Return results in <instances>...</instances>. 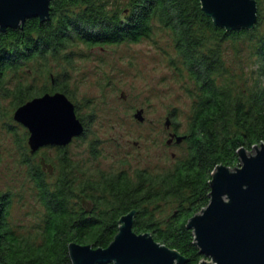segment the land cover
<instances>
[{
	"label": "trees",
	"instance_id": "trees-1",
	"mask_svg": "<svg viewBox=\"0 0 264 264\" xmlns=\"http://www.w3.org/2000/svg\"><path fill=\"white\" fill-rule=\"evenodd\" d=\"M257 3L259 24L261 0ZM156 27L170 32L179 71L194 83L186 138L178 144L187 146V154L158 174L98 171L94 177L67 146L57 147L55 163L35 162L24 139L22 164L43 212L33 231L21 233L11 222V193L0 192V264H72L71 243L108 247L120 218L132 210L137 211L135 232H150L186 257V264L204 259L187 224L210 202L212 173L219 165L237 167L241 148L264 144L263 81L249 83L225 58L227 43L248 40L264 63V35L254 32L256 26L227 32L206 15L201 0H51L47 20L29 18L18 28L0 29V99H10L16 110L45 93L69 95L66 71L54 79L52 62L71 63L72 47L79 43L93 47L151 39ZM25 67L40 71L45 85L10 84ZM61 76L64 81L58 82ZM44 159L53 173L44 169Z\"/></svg>",
	"mask_w": 264,
	"mask_h": 264
},
{
	"label": "rangeland",
	"instance_id": "rangeland-1",
	"mask_svg": "<svg viewBox=\"0 0 264 264\" xmlns=\"http://www.w3.org/2000/svg\"><path fill=\"white\" fill-rule=\"evenodd\" d=\"M261 3L262 17L254 31L257 35H264V0ZM252 43H227L225 58L243 79L249 83L260 79L264 84V63L255 56ZM72 51V62H52L51 72L55 79L61 70L66 71V95L79 107L77 116L86 127V134L74 139L66 149L75 162L89 170L87 175L97 177L98 171L126 170L133 176L137 170L145 169L158 174L171 169L187 154L186 145L167 144V118L184 135L194 103L190 92L194 83L179 71L181 62L168 30L156 27L151 39L139 43L93 47L79 43ZM18 75H12L9 83H31L36 89L45 85L40 71L25 67ZM0 104V192L11 193V222L17 231L25 233L34 230L43 212L27 167L22 164L23 140L27 142L29 133L14 120L11 100L0 99ZM138 110H143L144 122L135 118ZM57 155L58 148L51 146L41 148L33 157L35 162L47 158L55 163Z\"/></svg>",
	"mask_w": 264,
	"mask_h": 264
},
{
	"label": "water",
	"instance_id": "water-1",
	"mask_svg": "<svg viewBox=\"0 0 264 264\" xmlns=\"http://www.w3.org/2000/svg\"><path fill=\"white\" fill-rule=\"evenodd\" d=\"M51 0H0V29L18 28L29 18L47 20ZM203 10L217 27L227 32L253 30L258 22L257 0H201ZM58 119L40 120L38 113ZM14 120L29 132L31 154L45 147H66L85 131L74 103L65 93H45L18 107ZM135 118L144 122L143 110ZM170 126V118L166 120ZM172 135L170 145L185 140ZM235 168L219 165L210 181V202L187 224L204 259L199 264H264V144L251 151L241 148ZM44 169L53 167L42 160ZM132 210L119 220V231L108 247L71 243L72 264H186L187 259L154 239L150 232L134 231ZM210 261H207V260Z\"/></svg>",
	"mask_w": 264,
	"mask_h": 264
},
{
	"label": "snow or ice",
	"instance_id": "snow-or-ice-1",
	"mask_svg": "<svg viewBox=\"0 0 264 264\" xmlns=\"http://www.w3.org/2000/svg\"><path fill=\"white\" fill-rule=\"evenodd\" d=\"M37 118L40 120H55L58 119V117L55 114H51V113H38L37 114Z\"/></svg>",
	"mask_w": 264,
	"mask_h": 264
},
{
	"label": "flooded vegetation",
	"instance_id": "flooded-vegetation-1",
	"mask_svg": "<svg viewBox=\"0 0 264 264\" xmlns=\"http://www.w3.org/2000/svg\"><path fill=\"white\" fill-rule=\"evenodd\" d=\"M167 129L170 130V132H169V137H171L172 135H176V129H177V128H175V126H174V124H173V122H172V119H170V126L167 127ZM174 143L177 144L175 139L172 140V142H171L170 145H173ZM177 145H178V144H177Z\"/></svg>",
	"mask_w": 264,
	"mask_h": 264
}]
</instances>
